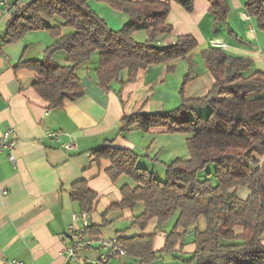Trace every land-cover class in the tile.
Returning <instances> with one entry per match:
<instances>
[{
    "label": "trees",
    "instance_id": "obj_1",
    "mask_svg": "<svg viewBox=\"0 0 264 264\" xmlns=\"http://www.w3.org/2000/svg\"><path fill=\"white\" fill-rule=\"evenodd\" d=\"M89 0H31L18 6L9 3L11 17L0 46L20 40L29 31L44 30L58 40L47 47L41 59L18 61L14 66L36 73L32 87L50 108L61 107L83 95L75 68L98 53L94 70L97 85L108 91L113 82L120 86L135 80L138 72L154 64L185 59L197 42L191 35H180L168 47L156 41L171 32L166 19L170 1L93 0L110 10L123 14L125 22L118 31L88 5ZM214 30L227 23V0H208ZM187 12L194 0H175ZM246 15L256 29L264 31V0H247ZM59 17L63 27H53L45 18ZM63 29L66 32L63 33ZM136 32L145 40L137 42ZM66 54V65L53 61L56 52ZM200 57L213 78L205 96L182 99L168 112L137 113L121 120L119 132L133 129L148 132L164 129L169 134H185L189 157L174 159L164 166V181L137 166L139 155L134 151L103 146L92 151L94 162L108 160L105 171L111 181L122 176L133 185L120 187L121 199L111 209L132 210L141 203L144 210L133 218V225L143 230L151 220L160 229L171 218L172 228L165 235L162 252H174L183 245L187 234H193L194 251L184 264H264V74L251 71L248 58L234 57L220 48L203 50ZM193 63L183 76L179 93L192 79ZM120 94V90L118 92ZM209 164L214 165L212 183L208 173L204 180L198 174ZM248 191L245 199L238 190ZM71 200L81 212L91 213L97 195L84 180L71 185ZM205 220L199 229V218ZM88 235H97L87 227ZM153 235L117 237L129 256L150 263L156 259Z\"/></svg>",
    "mask_w": 264,
    "mask_h": 264
},
{
    "label": "crops",
    "instance_id": "obj_2",
    "mask_svg": "<svg viewBox=\"0 0 264 264\" xmlns=\"http://www.w3.org/2000/svg\"><path fill=\"white\" fill-rule=\"evenodd\" d=\"M169 1L166 22L172 30L161 36L157 45L168 47L178 36L191 35L197 42L195 50L185 59L140 70L131 83L120 86L118 81L113 82L108 91L96 83L94 70L98 57H94L75 68L83 95L58 108H50L32 87L36 81L34 71L14 68L20 60L41 59L44 50L58 38L44 30H35L25 33L16 42L0 46V138L11 130L17 139L11 152L14 163L8 158L9 151L0 152V264H9L14 259L26 264H94L98 261L99 252L94 249H79L78 259L73 262L66 258L65 250L72 244L69 226L83 225L79 215L84 212L70 197L71 185L78 180H84L98 197L93 211L87 214L88 227H93L97 235L107 239L136 235L154 237L156 259L152 262L143 263L127 255L111 258L106 264H184L190 258L194 251L193 234L190 238L186 235L183 245H177L174 252H162L165 235L172 226L163 225L157 229L156 220H151L143 230L133 225V218L144 210L141 203L132 210L111 209L121 199L120 187L127 183L122 177L111 181L105 172L109 161L94 162L92 151L114 146L132 150L140 158L143 151H147L148 156L150 147L155 144L154 160L164 164L160 160L164 145L156 141L164 139L168 133L152 128L148 132L133 129L121 134V120L137 113L168 112L177 108L182 99L205 96L213 85V78L200 53L211 47L224 44V52L250 59L251 71L264 74V32H258L246 19L244 5L247 0H227V23L220 25L217 31L208 12V0H194L191 12L175 0ZM8 3L11 0H0V38L11 17ZM88 5L113 31H118L126 20L123 14L110 10L103 3L89 0ZM45 20L53 27L64 25L57 16ZM133 38L142 42L145 34L137 32ZM188 59L193 63V76L181 95L179 89L188 69ZM53 61L59 66L66 65L65 52H56ZM47 131L58 133L57 139L48 138ZM64 144H73L75 148L66 151L62 148ZM73 216L77 217L75 221ZM204 228L205 225H199L200 230Z\"/></svg>",
    "mask_w": 264,
    "mask_h": 264
},
{
    "label": "built area",
    "instance_id": "obj_3",
    "mask_svg": "<svg viewBox=\"0 0 264 264\" xmlns=\"http://www.w3.org/2000/svg\"><path fill=\"white\" fill-rule=\"evenodd\" d=\"M14 2L16 5L21 6L24 5L26 0H11V3ZM7 2L5 1V4ZM7 7L11 10L9 3ZM248 21L250 18L246 17ZM250 32L253 33L254 30L250 29ZM225 45H218L216 48H224ZM46 136L50 139H57L58 133L47 131ZM17 145V139L14 137L13 132L11 130L6 131L2 137L0 138V152L6 150L9 151V160L14 163V157L12 155V151L15 149ZM62 148L66 151H70L75 148L73 144H64ZM80 219L82 221V227H76L74 225L69 226V233L72 239V244L65 250L66 258L68 262H73L78 259L77 251L79 249L90 250L94 249L99 252V259L94 264H106L107 261L111 258L116 257H125L128 255L126 249L118 242L116 237L112 238H104L99 235H88L86 233V229L88 227L87 224V213H81ZM77 219L76 216H73V221ZM9 264H26L19 260H11Z\"/></svg>",
    "mask_w": 264,
    "mask_h": 264
},
{
    "label": "rangeland",
    "instance_id": "obj_4",
    "mask_svg": "<svg viewBox=\"0 0 264 264\" xmlns=\"http://www.w3.org/2000/svg\"><path fill=\"white\" fill-rule=\"evenodd\" d=\"M94 2H96V1H94ZM97 3H99V2H97ZM257 31L258 32H262V33L264 32V31H261V30H258V29H257ZM139 33L143 34V32H139ZM94 57H98V53H94L91 59H95ZM186 138H187V136L185 134L176 133V134L169 135V133H168L164 137V139H161V140L157 139V141H156L157 144H163L164 145V150H163L162 154L160 155V158H161L160 160H162L164 162V164L159 162L157 159L156 160L158 162L154 160L155 159V150H154V147H155L154 145L155 144H153L152 147H150L151 150H149V155L148 156L146 154L147 151H143V154H141L140 158L137 161V166L141 167V168H145V169L149 170L150 172H153L154 173V177L157 180L164 181V166L166 164H169L174 159H180V160L188 159L189 154H188V150H187V147H186V144H185V139ZM159 171H161V173H160L161 175H159ZM208 173L211 175L209 178L212 179V183L215 184V180L213 178L214 165H212V164L207 165L205 167V169L198 174V179L199 180H204L205 178H207ZM122 179L127 184L133 185L128 177L122 176ZM124 181H122V183ZM247 194H248V191L246 189H244V188H240L238 190V197L239 198L245 199ZM174 220H175L174 217L171 218L165 224V227L166 228H170L173 225ZM197 225H205V220H204L203 217L199 218V221H198ZM189 235H191V234H187L188 238H190ZM261 241L264 244V234H263V237H262Z\"/></svg>",
    "mask_w": 264,
    "mask_h": 264
}]
</instances>
